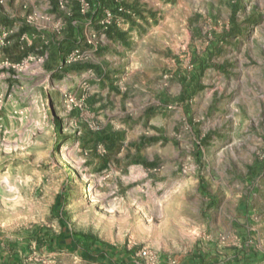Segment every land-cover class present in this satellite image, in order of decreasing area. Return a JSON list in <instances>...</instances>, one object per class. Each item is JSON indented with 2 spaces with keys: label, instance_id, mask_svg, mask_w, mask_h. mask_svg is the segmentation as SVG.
Returning <instances> with one entry per match:
<instances>
[{
  "label": "rangeland",
  "instance_id": "374dc122",
  "mask_svg": "<svg viewBox=\"0 0 264 264\" xmlns=\"http://www.w3.org/2000/svg\"><path fill=\"white\" fill-rule=\"evenodd\" d=\"M49 1L50 15L79 8ZM86 1L82 58L53 54L47 82L15 63L0 87V264H77L78 251L55 248L61 222L119 254L150 248L161 264L196 250L213 264H264V0ZM98 1L117 27L121 13L156 17L145 41L155 78L132 74L119 106L86 77L100 64L117 84L128 74L95 53Z\"/></svg>",
  "mask_w": 264,
  "mask_h": 264
},
{
  "label": "crops",
  "instance_id": "0c3cea01",
  "mask_svg": "<svg viewBox=\"0 0 264 264\" xmlns=\"http://www.w3.org/2000/svg\"><path fill=\"white\" fill-rule=\"evenodd\" d=\"M52 7L53 5L49 0H0V26L11 29L7 45L0 49V68H2L0 72L5 75L0 77V87L3 86V78L14 77L10 74L9 68L10 66L15 68V63L19 62L25 63L26 78L36 79L38 76H43L47 82L51 79L53 71L52 55L61 56V63L64 55L77 46L76 43L79 42L80 38L85 37L86 23L90 18H86L80 13L79 8L76 7L75 10H71V14L66 16L63 14L57 16L50 15L49 9ZM33 12L34 14L44 12V16L30 15ZM97 17L96 15L91 19L94 25L98 24L96 22ZM155 19V13L137 17L128 15L124 18L122 26L117 27V30L112 27L114 29L111 28L108 33H105L103 46H99L95 53L107 52L112 59H117L119 63H128V74L117 84L121 74H117L114 70L106 72L101 64L100 67L97 66L100 68L99 75L93 71H88L86 77H89V80H95L93 83L96 92L95 97H105L110 94L109 99H111L116 95V106H119L125 90L132 86V74L138 73L143 76L146 73L151 79L155 78L150 73L149 67L153 65V62L147 57L150 48L145 42L150 32L147 28L152 25ZM142 31L144 32L142 33ZM119 32L121 36L118 35ZM54 36L56 39L53 38ZM83 43L80 42L79 47H82ZM26 58L33 60L27 63ZM84 77L85 75H83ZM79 85L80 82L77 83V87ZM114 88L119 92H115ZM101 100L103 101V98ZM123 102H126L125 97ZM192 132L195 135L194 131ZM67 251L70 253L69 249ZM76 251L79 253L71 257L77 264H122L119 260L123 256L118 257L114 249H106V252L99 256L97 253L94 256L87 255V257L83 256L79 247L73 250V252ZM199 257H203L202 261ZM125 258L133 262L131 256L127 255ZM9 263L13 264V261ZM213 263L211 258L204 256L197 250L188 259V264Z\"/></svg>",
  "mask_w": 264,
  "mask_h": 264
},
{
  "label": "built area",
  "instance_id": "2783aa9c",
  "mask_svg": "<svg viewBox=\"0 0 264 264\" xmlns=\"http://www.w3.org/2000/svg\"><path fill=\"white\" fill-rule=\"evenodd\" d=\"M58 3L60 7L63 8V0H59ZM78 5H79V11L82 14L87 12V10L90 7V4L86 0H78ZM117 11L125 12V10H123V8L121 7H118ZM119 19H121L122 21L121 17H119ZM116 20H118V18L116 17L115 14H113L110 10H104L102 17L98 20V23L103 29L104 32L103 35H105L107 29L114 21L117 22ZM10 34H11V29L0 26V49L7 45ZM91 37L92 38L86 40V43L90 45L93 50H95L97 46V42L94 41V38H96V36L95 34H92ZM83 55H84L83 49L79 47L73 48L64 57L63 64L66 65V64L78 62ZM64 100L68 106L73 108H84L86 105L83 100V97L81 99H78L76 96L72 95L71 93H64ZM131 257L135 264H161L160 256L154 250L147 247L141 248Z\"/></svg>",
  "mask_w": 264,
  "mask_h": 264
},
{
  "label": "trees",
  "instance_id": "16d2710c",
  "mask_svg": "<svg viewBox=\"0 0 264 264\" xmlns=\"http://www.w3.org/2000/svg\"><path fill=\"white\" fill-rule=\"evenodd\" d=\"M94 4V7H95V10L96 12L98 13L97 16L98 18L102 17V13L100 12L102 10V6H107L108 4H103V5H100L99 1L96 3V2H93ZM101 9V10H100ZM121 17L125 18L127 17L128 15L127 14H124V13H121ZM95 16V15H94ZM93 16V17H94ZM116 22L114 21L110 26L109 28L107 29V33L111 30L112 27L115 28V30H117V26L115 25ZM112 28V29H114ZM119 36H121V33L119 32L118 34ZM61 225V230H60V233L59 235L56 237V239L54 240V245H55V248L57 249H69V250H76L78 247L79 249L81 250L83 256L87 257V255H90V256H94L95 254L98 253V256L105 253L106 252V249H110L109 246H106V245H102L101 243L97 242L96 240L94 239H91V238H87L85 236H81L80 235H77L75 234L68 226L67 224L61 222L60 223ZM118 257L119 256H123L122 258H120L119 262L124 264H135L133 262H130V260H127L125 258V256H127L126 254H119L117 252H115ZM200 260L202 261L203 257H199ZM184 264H188V260H186V262Z\"/></svg>",
  "mask_w": 264,
  "mask_h": 264
}]
</instances>
